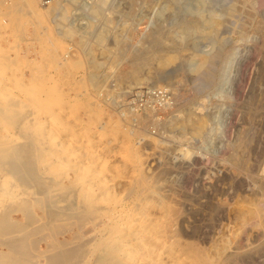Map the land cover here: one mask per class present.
Segmentation results:
<instances>
[{
  "label": "rangeland",
  "instance_id": "rangeland-1",
  "mask_svg": "<svg viewBox=\"0 0 264 264\" xmlns=\"http://www.w3.org/2000/svg\"><path fill=\"white\" fill-rule=\"evenodd\" d=\"M60 1L67 18L57 19V25L51 23L52 10L45 18L35 19L14 9L17 0H0V90L25 105L29 100V117H36V127L47 129L49 142L60 145L61 163L52 165L57 177L74 179L69 170L73 165L77 176L86 173L84 176L92 179L95 195L101 189L93 183L97 177L109 182L107 196L94 206L114 208L116 203L115 209L122 208L117 220L120 226L113 233L119 244L126 245L122 246V262L201 264L194 256L197 251L210 264H264V0H234L236 9L231 16H223L214 27L201 24L203 29L191 31L184 23L195 20L197 13L205 16L207 0H103L104 10L101 7L95 16L86 9L91 0ZM226 3H220L221 13ZM108 17L110 23L105 24ZM59 21L65 25L60 26ZM42 27L44 34H40ZM56 27L71 28L74 39L57 36ZM155 29H161L162 42L153 46L147 35ZM93 32H101L104 42L95 40ZM118 43L123 44V56L116 55ZM175 43L178 50L173 48ZM49 47L57 59V54L70 53L63 68L49 59ZM138 48L144 57L154 55L149 65L132 64L130 56ZM209 55L214 56L206 68L213 77L207 81L203 76L207 69H199L197 60ZM164 59L167 64L161 68L157 62ZM171 70H176L173 75ZM31 73L37 82L25 90L21 81H31ZM163 73L170 78H163ZM162 89L168 91V99L151 94ZM37 97H41L40 103ZM189 116L205 119L201 136L182 127ZM17 129L15 132L13 126L2 122L0 137L19 145ZM139 180L143 183H137ZM82 181L83 185L77 181L78 189L83 186L88 190ZM8 205L10 209L5 208L10 213H5L24 223L21 213L14 211L16 206ZM0 208L5 209L2 204ZM129 210H134L133 214ZM34 213L44 220L40 209L35 208ZM89 225L83 227L85 236L98 234L102 227L94 225L92 229ZM61 238L58 235L56 239ZM51 242L43 238L29 247L40 253ZM87 248L85 256L93 257L92 245ZM0 250H4L1 244ZM132 251L138 255L130 262ZM41 259L36 256L33 261L40 263Z\"/></svg>",
  "mask_w": 264,
  "mask_h": 264
},
{
  "label": "bare ground",
  "instance_id": "bare-ground-1",
  "mask_svg": "<svg viewBox=\"0 0 264 264\" xmlns=\"http://www.w3.org/2000/svg\"><path fill=\"white\" fill-rule=\"evenodd\" d=\"M17 1H18V4L14 7V9H16L17 12H19V13L24 12V14L28 15V17H33L35 19H39V17L40 18H45L46 16H48L47 15L48 11L52 10V12H54V14H53V17L51 18V23L57 24L58 20H61L62 18H67L65 16L66 13H67L66 9H65V7L63 5H61V1L60 0L59 1L57 0L56 2H54V4L52 3L53 5L52 4L48 5V6H51V7L41 6L37 2V0H17ZM104 1L106 2V0H104ZM104 1L103 0H91V2L88 3V4H90L89 7L87 6L86 9H91L88 12L91 11V13H93L94 16L98 15L99 13H101L100 12L101 9H103L102 6H103V3H105ZM222 1L223 2H227L226 3L227 5L225 7H223L224 8V12L221 13L219 6H220V3ZM207 3L209 4V6L206 9L207 14H205V16H203L202 13H200L202 15L197 13V15L195 16V20H188L187 23H184L186 25L187 30L190 29V31H191V29L192 30L193 29H199V30L203 29L202 26L200 27L201 24L209 25V26H207V28L214 27L217 24V21L220 18H222L223 16L225 17V15L226 16L227 15L231 16L232 13L236 9V5H235L236 3L234 2V0H207ZM38 5L40 7H43V8H39ZM5 7H7V6H5ZM56 9H57V11H55ZM107 10H108V8H107ZM8 12H10V11L8 10ZM100 15H105V14H100ZM158 17H159V15H158ZM203 19H204V21H203ZM110 20L111 19L109 17L105 18L104 19V23L105 24H107V22L110 23ZM59 23H60V21H59ZM61 23H60L61 24L60 26H62L63 24L65 25V23H63L62 21H61ZM71 23H72V21H71ZM71 23H70V25H71ZM72 25H73V23H72ZM88 26L91 27V24H88ZM158 28H160V27H158ZM69 29H71V28H67L66 29V28L56 27L54 30H55V33H56L57 36H63V37L66 36V37H69L70 39L73 40L74 36L72 35V31L69 30ZM43 31H46V29H43V27H42L40 34H44ZM160 32H161V29H157V30L155 29L154 31L152 30L149 35H147L148 36L147 38H149L150 43L153 46L157 42H159V43L162 42L161 41ZM94 35L96 37L95 40L97 39V41L100 42V43L104 42V39L106 38V37H104L103 34H101V32H99L97 35L95 34V32H93L92 36L94 37ZM122 43H118V46H117V44L115 45V47L117 46L115 50H118L116 55H121V56L124 55V52L122 51V45H123ZM178 44H179L178 46L180 47L181 43H178ZM175 45H176V43L173 44V46H174L173 48L178 50V46H175ZM144 46H145V44H144ZM47 49H48L47 52H48V55H49L48 56L49 59L54 60L56 62V66L57 67L63 68L65 66L66 62H67L66 60H68L67 58L69 57L70 53L67 52V54L63 55V56L57 54V56H58V59H57L55 50L51 49V47H49ZM140 50L141 49L138 48V49H135V52H132L134 54L131 53L132 54V56H130L131 60H132L131 62H132V64H135V63L139 64V67H141L142 65L145 67V65H149L148 63L149 62L151 63V61L154 60L153 59L154 55L153 56L150 55L151 57H148V56L144 57L145 55L143 56L141 53H139ZM110 51L111 50H109V53H110ZM140 52H142V51H140ZM153 53H155V52H153ZM212 56H214V55L205 56V58L200 59L202 62L197 60L200 63V64H198L199 65V69H202V68H204L202 66H205V68L203 69L205 71V69L208 68L207 66L211 65L210 64L211 63L210 60L212 59ZM216 56H218V55H216ZM194 57H196V56L194 55ZM161 59L163 60V58H161ZM169 59L171 60V58H169ZM198 59H199V57H198ZM0 60H1V58H0ZM170 60H169V62H171ZM7 62H8V59H7ZM158 62H157V65L159 64L161 68L166 66V64H167L166 60H165V62H162V61L160 63H158ZM167 62H168V60H167ZM217 62H218V59H217ZM90 63H91V61H90ZM140 64H141V66H140ZM195 65H197V64H195ZM195 65L191 64L190 66L196 67ZM5 66H7V65H5ZM133 66H135V65H133ZM200 66L202 68H200ZM8 68H9V66H8ZM197 68H195V69H197ZM214 69H212V70H214ZM209 70L211 71V69H209ZM133 71H135V70H133ZM174 72H172V70H171V74L172 75H173ZM137 73L138 72H136L135 75ZM131 74H132V72H131ZM200 74L201 73H199L198 75L201 76ZM30 76H31V81H25V80L21 81L20 85H23L22 86L23 88L25 87V88L28 89L30 85H32V84L37 82L36 81L37 80L36 77L32 73L30 74ZM166 76H168V74L165 75V77H163V78L166 79V78L169 77V76L168 77H166ZM203 76L206 78L205 80L208 81V79L212 80L210 78L213 77V74H212V77H211V72H209L208 69H207L203 73ZM129 77H131V76H129ZM160 77H162V76H160ZM138 80H139L138 78H134L135 82H139ZM202 81H204V80H202ZM200 82H201V80L199 82H197L198 85H200ZM18 83H20V82H18ZM204 83H206V82L204 81L203 84ZM208 83H210V81ZM93 84H94V81H93ZM137 84H139V83H137ZM204 87H205V85L203 86V88ZM36 88H37V86H36ZM3 89H5V87ZM25 90L23 92H25ZM197 91H199V90H197ZM2 92L3 91L0 90V123H2V122L9 123L11 126H13L15 128V132H16V128L20 129L18 137L20 135L21 143L19 145H16L18 143H16V144H14V142L10 143L9 140H8L9 138H5V136L2 137V138L0 137V173L4 174V175L3 174L0 175V204H2V208L6 207V208H9V209H10L9 205L8 206H5V205H7V204L13 205V209L16 208V210H14V211L21 213L22 217L25 219V222L24 223H20V222H18V220L16 221V220L12 219L10 217V215H8V213H10V212H8L7 211L8 209L6 210V208L2 209V211H0V244H1V246L4 247V250H0V264H125L126 262L125 261H124L125 263L122 262L123 258H121V256H123L124 248H126L125 247L126 245L124 246V245L119 244V240H117L116 239L117 237H115L114 234H113L115 232V230H117V227L120 226V224H119V222L117 220L123 214V213H121L122 208L120 207L121 209H118V210L115 209V205L119 206V204H116V203L114 205V208H111L109 206L105 207L107 204L106 205L103 204L104 207H99V205H98V207H95L96 206L95 204H99V202L95 203L97 200L100 201L101 198L107 196L106 194H107L108 190L110 189L109 187H111V185L110 186L108 185L109 182H104L105 180L103 181V179H101L100 177H97L96 180L93 183L96 186L98 185L99 187H101V189L99 190V193L95 195L96 191L95 192L94 191L91 192V185L90 184H92V183H90V181H89L90 178L89 177H85L84 175H86V173L83 175L84 172L82 173L83 177L82 176H77V170H76L77 167L75 168L73 165H72V167L69 168V170H71L73 172V175H75L74 179L70 180L69 177L66 174H65L66 176L62 175L60 178L57 177V175L55 173L56 169L54 170V168H52V165L56 163V166H57L58 164L61 163L60 160H61V155H62L63 151L61 152L59 150L60 149L59 148L60 145H58V143H55L53 140H52V142L51 141L49 142V140H51V139L48 138L47 129L44 130L42 128L36 127L37 124H35V123L37 121H36V119H34L35 116H31L33 118L29 117L30 114H32V113H29L30 111L27 112V110H29V107H28L29 106L28 105L29 100H28V102H26L27 105H25L23 101L21 102L15 96L11 97V95H9V94H8L9 96L7 94L4 95V93L2 94ZM29 92H30V90H29ZM42 92H44V91H42ZM26 93H27V91H26ZM38 97L35 98V99H36V102L40 103V101H42V99H40L41 97L40 98H38ZM36 102H35V104H36ZM30 104H32L33 106H37V105L34 104V102L32 100H30ZM47 105L48 104H46V106ZM30 109H31V107H30ZM28 117L31 119V121L29 119L27 120ZM205 123H206L205 119L203 117H201V116H196L194 118H191L189 116L183 122L182 127H184V128L189 127L190 130L192 131L193 136H201L202 133L205 130ZM47 128H49V127H47ZM51 129H54V128H51ZM59 131L62 132V129L59 130ZM115 133H117V132H115ZM50 134L54 135L53 133H50ZM7 135H9V134L7 133ZM9 137H11V135ZM3 138H5V139L2 140ZM67 147H68V145H67ZM67 147H65V148H67ZM130 152L133 153L132 151H130ZM134 152H136V151L134 150ZM133 156H135V154ZM88 171H89V169H88ZM78 173H81V172H78ZM118 177H120V176H118ZM10 180L13 181V183H10ZM82 180L87 183L86 187L88 188V190H86V188L83 187V186H79L80 188L78 189V186H77L78 184L77 183L79 181H80L79 183H81ZM90 180H92V179H90ZM137 183H143V181L139 180V182H137ZM146 184H145V186H146ZM135 185H137V184H135ZM133 188H135V187H133ZM147 189H148V187H147ZM30 190H31V192H30ZM79 196H81V199H79ZM145 196H147V195L145 194ZM159 196H158V198H159ZM132 198H134V197H132ZM145 200H147V199H145ZM159 202H161V201L159 200L158 203ZM100 203H101V201H100ZM134 203H137V202H134ZM145 203L146 202H144L142 204H145ZM113 204H114V202H113ZM152 204H153V202H152ZM103 205H101V206H103ZM146 205H147V203H146ZM14 206H16V207L14 208ZM135 206L138 207L139 205L138 206L135 205ZM35 208L40 209V211L42 212L43 219H44L43 221H42V218L40 219V216L35 215V213H34V209ZM167 209H168V205H167ZM0 210H1V208H0ZM4 210L7 211L8 213L6 214ZM136 210H138V209H136ZM172 210H173V208H172ZM129 211L127 212L128 215L130 213H132L134 210H132V212L130 211V213H129ZM164 211H165V209H164ZM172 212H174V211H172ZM141 213H140V215H141ZM144 214L141 217H143ZM140 215L138 214V216H140ZM147 215L148 214H146V217H147ZM173 215H175V214H173ZM176 215H175L176 216L175 218H177L179 216L178 212L176 213ZM170 217H172V216H170ZM133 218H134V215H133ZM175 218H174V220H175ZM134 219H137V218L135 217ZM142 219L144 220V218H142ZM130 220H132V219H130ZM143 220H138V221L141 222ZM172 220H173V218H171V221ZM122 221H124V219ZM153 221H156V219L153 220ZM173 222H171V223L174 225L173 227L175 228V224ZM86 224H90L91 227L92 226L94 227V225H96V227H97V225H101L102 227H101V229H100L98 234L95 235L93 233L94 236H85V233L82 230H83V227L86 226ZM127 225H129V224L127 223ZM135 225H137V224H135ZM139 225H140V223L138 224V228H136L137 230L139 229ZM164 225L165 224H163V227H164ZM93 227H92V229H93ZM125 227H127V226H125ZM165 227H166V225H165ZM171 228H172V226H171ZM146 229H147V227H146ZM163 230H165V229L163 228ZM90 231L92 232L93 230H90ZM140 231H141V229H140ZM144 231H146V230H144ZM170 231H171V229H170ZM135 232H136V230H134V235H135ZM71 233H72V235L69 236ZM129 233H130V231H129ZM174 233H173V236L177 232L175 234ZM14 234L15 235L17 234V236H13ZM138 234H137V236H138ZM157 234H160L159 231H158ZM58 235L63 236V238H61L62 240H57L56 239ZM116 236H117V234H116ZM128 236H129V234H128ZM177 236H178V234L176 235V237ZM133 237H131V238H133ZM141 237H140V240L143 239V238L141 239ZM166 237H167V235L165 234V239H167ZM43 238H45V240H47V238L48 239L49 238L52 239L51 243H47L46 244V249L44 251H40V253H38V251H39L38 248H34L32 250V248L29 247V246L35 247L34 245L39 241V239L43 240ZM155 238H156V236H155ZM128 239H129V237H128ZM132 240H134V238ZM159 240L161 241V239H159ZM128 241L127 242L125 241V243H128ZM162 244H164V243H161V245ZM90 245H92L90 253H91V255H93V257L91 255H88V256H91L92 258L85 256L86 252L88 251L87 247L90 246ZM122 246H124V248ZM164 246H166V245H164ZM182 247H183V245H182ZM131 248H134V247L132 246ZM160 250H159V252L162 253L161 252L162 250L161 251ZM134 251L130 252L131 253V257H129L127 255V257H124V258L127 259L129 257L128 260H130V262L133 261L131 259H132L133 255H134V254H132V253H134ZM41 252H42V254H41ZM147 252H148V250H147ZM196 252H195L194 256H195V259H197V261H200L201 264H202V262L204 264H210V262L208 263L206 260H203L201 258V255L198 254L200 252H197V253ZM136 255H138V254H135L134 258H135ZM36 256L39 257V258L42 257V259H43V260L41 259L42 262L39 263V262L33 261L34 257H36ZM141 256H142V254H141ZM181 256H183V255H181ZM194 256H193V258H194ZM203 256H205V254ZM190 257H191V255H190ZM175 259H177V258H175ZM135 262H136V260H135ZM137 262H138V259H137ZM177 262H176V264H177ZM192 262H194V261H192ZM173 263L175 264V262H173ZM189 263H191L190 260H189ZM194 263H192V264H194ZM126 264H128V263H126ZM138 264H140V263H138Z\"/></svg>",
  "mask_w": 264,
  "mask_h": 264
},
{
  "label": "built area",
  "instance_id": "built-area-1",
  "mask_svg": "<svg viewBox=\"0 0 264 264\" xmlns=\"http://www.w3.org/2000/svg\"><path fill=\"white\" fill-rule=\"evenodd\" d=\"M57 0H37V2L39 3V5L41 6H48L54 2H56ZM153 95H160L163 96L164 98L168 99L169 93L167 90L162 89V90H156V91H152Z\"/></svg>",
  "mask_w": 264,
  "mask_h": 264
}]
</instances>
